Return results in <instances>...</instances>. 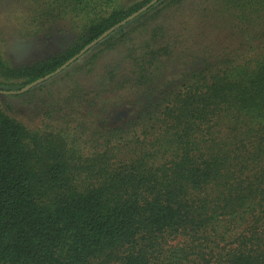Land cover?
Returning a JSON list of instances; mask_svg holds the SVG:
<instances>
[{
	"label": "trees",
	"instance_id": "1",
	"mask_svg": "<svg viewBox=\"0 0 264 264\" xmlns=\"http://www.w3.org/2000/svg\"><path fill=\"white\" fill-rule=\"evenodd\" d=\"M22 8L75 40L23 65L0 42V264H264V0ZM61 73L35 124L5 102Z\"/></svg>",
	"mask_w": 264,
	"mask_h": 264
},
{
	"label": "rangeland",
	"instance_id": "2",
	"mask_svg": "<svg viewBox=\"0 0 264 264\" xmlns=\"http://www.w3.org/2000/svg\"><path fill=\"white\" fill-rule=\"evenodd\" d=\"M24 2L25 0H0V42L3 55L15 65H23L65 51L75 40L69 23L61 21L58 26L48 29L41 24L38 33L31 35L29 32L32 27L21 16ZM126 53L128 54L127 50L119 48L116 55L109 58L108 63L126 62L121 61ZM84 60L81 58L78 62L82 63ZM70 85L69 78L61 73L49 86L38 89L32 95L17 99L5 98V102L14 107V111H17L15 114L24 117L28 124L33 125L38 119L35 116V107L47 96V91L50 89L55 94L61 93L65 96Z\"/></svg>",
	"mask_w": 264,
	"mask_h": 264
},
{
	"label": "water",
	"instance_id": "3",
	"mask_svg": "<svg viewBox=\"0 0 264 264\" xmlns=\"http://www.w3.org/2000/svg\"><path fill=\"white\" fill-rule=\"evenodd\" d=\"M157 0H154V3L156 2ZM144 9H147V7H145ZM89 49V46L84 48L83 51L78 55V56H75L73 57L72 59H70L66 64H64L62 66V68L60 70H58L55 74L57 73H60L62 70H64L65 68H67L70 64L74 63L80 56L84 55Z\"/></svg>",
	"mask_w": 264,
	"mask_h": 264
}]
</instances>
